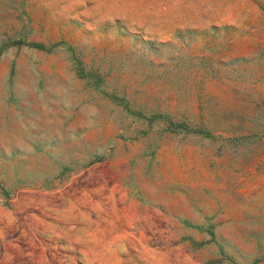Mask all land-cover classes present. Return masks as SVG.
I'll return each instance as SVG.
<instances>
[{"label": "rangeland", "instance_id": "rangeland-1", "mask_svg": "<svg viewBox=\"0 0 264 264\" xmlns=\"http://www.w3.org/2000/svg\"><path fill=\"white\" fill-rule=\"evenodd\" d=\"M0 264H264V0H0Z\"/></svg>", "mask_w": 264, "mask_h": 264}, {"label": "trees", "instance_id": "trees-1", "mask_svg": "<svg viewBox=\"0 0 264 264\" xmlns=\"http://www.w3.org/2000/svg\"><path fill=\"white\" fill-rule=\"evenodd\" d=\"M15 43H22V40H16ZM29 44L35 46V47H38V48H44L45 45L42 44V43H38V42H29ZM151 119H157V118H165L164 115L162 114H151L150 116ZM167 122L169 124V128L170 129H185V130H189V129H193V128H188L186 126L185 123L183 122H173L171 119H167ZM193 131H196V132H202L203 130L201 128H198V129H193Z\"/></svg>", "mask_w": 264, "mask_h": 264}]
</instances>
